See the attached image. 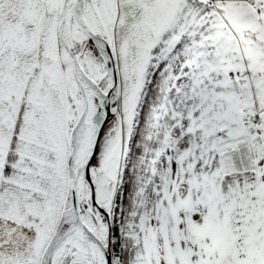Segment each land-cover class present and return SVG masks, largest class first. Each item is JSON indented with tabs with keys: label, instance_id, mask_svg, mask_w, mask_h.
Instances as JSON below:
<instances>
[{
	"label": "snow or ice",
	"instance_id": "1",
	"mask_svg": "<svg viewBox=\"0 0 264 264\" xmlns=\"http://www.w3.org/2000/svg\"><path fill=\"white\" fill-rule=\"evenodd\" d=\"M0 264H264V0H0Z\"/></svg>",
	"mask_w": 264,
	"mask_h": 264
}]
</instances>
